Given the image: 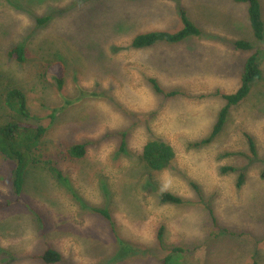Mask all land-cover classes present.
I'll use <instances>...</instances> for the list:
<instances>
[{
	"label": "rangeland",
	"instance_id": "obj_1",
	"mask_svg": "<svg viewBox=\"0 0 264 264\" xmlns=\"http://www.w3.org/2000/svg\"><path fill=\"white\" fill-rule=\"evenodd\" d=\"M180 10L199 37L131 48L139 34L180 30ZM238 41L253 49L237 50ZM16 46L26 50L23 64L7 58ZM253 54L260 79L199 145ZM13 87L27 96V122L47 128L44 153L62 178L30 168L16 202L0 158V264H44L35 257L48 248L61 256L57 264H264V37L254 39L245 4L0 0V118ZM149 141L172 148L167 170L142 162ZM73 144L85 145L84 158L63 155ZM165 192L183 204H162Z\"/></svg>",
	"mask_w": 264,
	"mask_h": 264
},
{
	"label": "trees",
	"instance_id": "obj_2",
	"mask_svg": "<svg viewBox=\"0 0 264 264\" xmlns=\"http://www.w3.org/2000/svg\"><path fill=\"white\" fill-rule=\"evenodd\" d=\"M238 4L247 6V15L250 28L255 40L262 41L264 37V23L261 15L259 0H233ZM48 19L39 20L40 23ZM180 20L182 27L177 32L153 31L135 36L131 42V48L142 50L153 47L159 43L177 44L189 37H199L200 30L187 18L185 12L180 10ZM237 50L251 51L252 44L245 41H238L234 44ZM7 58L12 59L18 64H23L26 60V50L23 46H16L7 52ZM61 74V73H60ZM261 77L260 66L256 54L247 58L243 66V72L238 90L230 95H221L225 101V106L219 111L216 122L208 138L202 140L199 145L208 144L223 129L229 109L242 102L250 93L251 86ZM61 87L62 77H56ZM156 93L163 94L155 80H150ZM168 97H175L176 92L166 94ZM4 108V115L0 118V158L9 167V183L16 202L21 197L30 168H40L53 177L60 180L62 178L58 163L53 158L48 157L44 152V138L47 135V128L41 125L30 124L27 121L31 118L28 108L27 96L16 87L8 89L1 97ZM251 155H256L255 144L251 137L247 136ZM86 153L85 145L73 144L63 151V155L71 160H80ZM175 158L172 148L159 141L147 142L141 153V160L144 165L152 172L160 173L169 168ZM223 173L236 172L234 168L226 167ZM244 175L239 174L236 187L242 186ZM162 204L182 205L183 199L170 193H162L160 196ZM210 212L213 224L216 226V219ZM107 220L110 215L106 211H98ZM163 229L160 228L158 241L161 242ZM120 245L122 243L120 242ZM44 264H57L61 260L59 253L52 248H48L41 255L36 256ZM169 258L167 259V261ZM255 264V263H253Z\"/></svg>",
	"mask_w": 264,
	"mask_h": 264
}]
</instances>
